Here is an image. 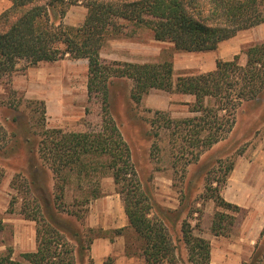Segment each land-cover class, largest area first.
Listing matches in <instances>:
<instances>
[{
	"label": "trees",
	"instance_id": "1",
	"mask_svg": "<svg viewBox=\"0 0 264 264\" xmlns=\"http://www.w3.org/2000/svg\"><path fill=\"white\" fill-rule=\"evenodd\" d=\"M11 5L0 13V79L10 76L20 61L27 66L39 62H53L64 58L87 60V88L101 99L102 125L95 132H65L62 129H43L36 143L25 139V169L28 181L24 185L27 194L33 191L34 172L47 170L54 179V200L59 209L75 215L62 201L68 186L76 184L81 195L71 205L87 206L97 197V187L92 185V173L100 168L111 171L123 209L138 242V255L142 264H177L179 257L170 233L161 217L151 215L153 203L138 179L131 159L130 148L109 111L108 86L112 78L125 77L133 82L130 98L139 102L152 89L193 95L187 103L191 117L172 119L163 114L151 120L162 121V127L173 129L172 135L185 130L187 139L197 160L201 153L226 138L233 130L235 114L244 103L260 105L264 97V42L255 43L244 50L246 63H238V55L232 60H217L213 70L181 75L173 82L170 61L162 63L105 62L100 49L108 36L119 37L128 26H144L152 32L154 40L173 44L175 50L185 52L211 51L224 40L239 31L264 22V0H10ZM86 9L80 26L63 23L67 9L74 4ZM10 92H15L13 89ZM3 104V103H2ZM41 104V115L45 106ZM43 121V119H42ZM182 130V131H183ZM36 135V132H31ZM38 135V134H37ZM34 143V144H33ZM10 149L11 155L16 153ZM240 154V152L238 153ZM38 159L41 160V166ZM46 164V168H44ZM234 162L227 167L219 187L212 183L206 188L214 203L231 212L240 207L221 196ZM46 170V171H45ZM33 174V175H32ZM3 172L0 170V181ZM18 175L11 185H16ZM26 180V179H25ZM19 184V183H18ZM19 186H22L19 184ZM23 187V186H22ZM40 219L36 227V249L22 254L26 263L11 258V249L0 256V264H76L74 249L51 222ZM78 216V215H77ZM80 216V215H79ZM235 216L216 212L211 232L229 236V226ZM3 223L0 220V230ZM123 228L116 229L120 234ZM182 240L190 264H210V242L193 233L187 220L181 223ZM264 229L261 231V236ZM128 248V247H127ZM258 246L255 245V250ZM254 250V252H255ZM257 253L253 259L257 262ZM264 262V251L260 256ZM260 261V262H261ZM261 263V264H262ZM88 264H93L91 258ZM251 264V263H243ZM256 264V263H255Z\"/></svg>",
	"mask_w": 264,
	"mask_h": 264
},
{
	"label": "rangeland",
	"instance_id": "2",
	"mask_svg": "<svg viewBox=\"0 0 264 264\" xmlns=\"http://www.w3.org/2000/svg\"><path fill=\"white\" fill-rule=\"evenodd\" d=\"M250 31L238 32L212 51L185 52L175 50L172 43L152 41V32L144 26H128L121 36H108L100 56L105 62L141 64L170 61L175 82L181 75L213 70L217 60H232L235 55L239 57L238 63L244 65V50L264 42L259 31ZM121 57L130 59L126 61ZM87 80V60L69 58L39 62L33 66L20 61L10 76L0 79V170L3 172L0 181V220L3 223L0 256L11 249L12 259L26 263L22 254L35 251L38 217H43L74 249L76 264H88L92 242L97 238H107L112 243L118 235L116 229L127 223L111 171L100 168V165L92 173L93 184H82L83 187L95 186L98 189L97 197L92 198L86 207L71 205L74 204L73 199L81 195L80 187L71 184L67 188L62 201L67 209L75 211L76 216L57 207L50 170L41 173L42 168H39L34 172L30 195L24 189L28 181L25 139L31 137L36 143L41 139L39 134L43 129H62L65 132L101 129V99L94 92L89 93ZM132 85L128 78H112L108 86L109 111L130 148L141 187L152 198L151 215L161 217L166 224L179 257L177 264H190L182 240L183 220L191 224L195 235L210 241L216 236L210 229L216 212L235 216L233 225L229 226L230 235H218L231 239L238 234L239 223L247 215L246 209L231 212L217 206L208 197L206 188L210 183L219 187L222 182L216 181H221L229 164L235 162L239 155L252 156L264 151V97L260 105H241L236 111L232 132L194 160L190 151L196 149L182 138L185 130L172 135L173 129L162 127L161 120L151 124L152 119L163 116L161 113L172 119L191 117L193 114L188 113L182 104L185 101L183 97L175 92L152 89L135 102L130 98ZM11 89L15 92H10ZM40 102L45 106L44 116L41 115ZM31 132H36V135ZM12 146L16 150L14 155L9 152ZM38 161L41 166V160ZM15 175H18L16 185L20 191L11 185ZM26 213L39 221L27 217ZM123 236L124 253L136 259L130 263L142 264L143 259L133 254L139 252L134 231L128 228ZM257 246L251 258L241 264L262 263L264 234L257 241ZM255 253L261 262L253 259ZM116 257L108 256L104 264H112Z\"/></svg>",
	"mask_w": 264,
	"mask_h": 264
},
{
	"label": "crops",
	"instance_id": "3",
	"mask_svg": "<svg viewBox=\"0 0 264 264\" xmlns=\"http://www.w3.org/2000/svg\"><path fill=\"white\" fill-rule=\"evenodd\" d=\"M10 5V0H0V13ZM85 15L86 9L82 4L71 5L64 15L63 23L70 27L80 26L85 19ZM245 30H257L260 32V39H264V22ZM234 37L227 40H231ZM227 40L220 42L218 46ZM152 41L157 43L164 42L154 39ZM121 58L126 61L130 59ZM177 94L183 97L185 101L182 104L186 107L187 103L194 100L193 95ZM220 193L227 202L237 205L240 209H246L247 215L239 223L238 234L233 239L215 236V240L211 239L209 241L211 250L210 264H241L251 258L255 245L261 237V231L264 229V151L252 156L239 155ZM127 225L128 221L120 227L123 230L115 237L112 243L107 238H97L92 242L91 259L93 264H104L105 259L112 255H117L112 264H131L130 262L136 260L134 256L127 257L123 250V233L124 230L129 228ZM118 248L119 251H117Z\"/></svg>",
	"mask_w": 264,
	"mask_h": 264
}]
</instances>
